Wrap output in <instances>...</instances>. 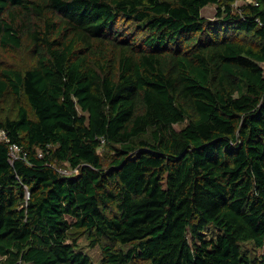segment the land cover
Masks as SVG:
<instances>
[{"label":"trees","instance_id":"obj_1","mask_svg":"<svg viewBox=\"0 0 264 264\" xmlns=\"http://www.w3.org/2000/svg\"><path fill=\"white\" fill-rule=\"evenodd\" d=\"M237 1L0 0V264H264V0Z\"/></svg>","mask_w":264,"mask_h":264},{"label":"rangeland","instance_id":"obj_2","mask_svg":"<svg viewBox=\"0 0 264 264\" xmlns=\"http://www.w3.org/2000/svg\"><path fill=\"white\" fill-rule=\"evenodd\" d=\"M249 0H238L233 4V12L235 14L239 13L240 10L248 4ZM218 7L217 6H209L203 10V16L212 21L220 20L217 16ZM225 15V14H224ZM209 238H215L218 235V232L215 231L213 227L208 228ZM80 250L88 255L95 263H100L102 260V250L99 246L91 247L89 241L86 238H83L79 241ZM242 249L244 256H247L249 259H253L258 256L264 255V248L258 249L256 248L252 242H244L242 243ZM2 257L0 256V261Z\"/></svg>","mask_w":264,"mask_h":264},{"label":"built area","instance_id":"obj_3","mask_svg":"<svg viewBox=\"0 0 264 264\" xmlns=\"http://www.w3.org/2000/svg\"><path fill=\"white\" fill-rule=\"evenodd\" d=\"M249 1L255 3V0H249ZM10 148H11V156H12V158L17 159L19 157V155H20V152H21L20 147L17 144H12ZM59 172L61 174H63L64 176L68 177V176H73V175L76 176L78 174L79 170L78 169H71V168H68V169L60 168Z\"/></svg>","mask_w":264,"mask_h":264}]
</instances>
